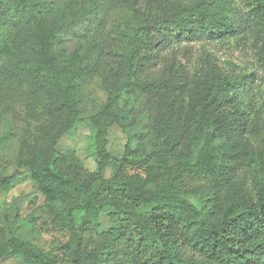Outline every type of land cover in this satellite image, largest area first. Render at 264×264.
I'll use <instances>...</instances> for the list:
<instances>
[{
	"label": "trees",
	"instance_id": "16d2710c",
	"mask_svg": "<svg viewBox=\"0 0 264 264\" xmlns=\"http://www.w3.org/2000/svg\"><path fill=\"white\" fill-rule=\"evenodd\" d=\"M250 11L262 17L264 0ZM89 16L80 21L47 10L42 1L0 0V77L28 82L47 99L48 112L65 117L18 166L72 234L57 253L45 252L24 234L31 226L18 225L17 207L5 222L1 257L17 264H264V140L246 151L248 175L232 176L234 184L217 206L194 190L197 181L232 175L230 120L220 107L238 79L208 66L189 91L199 107L188 120L180 109L186 76L154 73L156 59L173 44L232 38L227 20L202 3L170 4L150 22L130 19L112 28L121 75L106 103L84 119L81 96L99 58L92 47L68 50L67 42L90 24ZM166 93L170 101L163 105ZM143 97L146 102H138ZM79 122L89 130L87 152L96 165L86 179L56 150ZM111 127L126 137L120 157L105 148ZM14 180L0 178V190ZM101 218L108 223L103 231Z\"/></svg>",
	"mask_w": 264,
	"mask_h": 264
},
{
	"label": "rangeland",
	"instance_id": "374dc122",
	"mask_svg": "<svg viewBox=\"0 0 264 264\" xmlns=\"http://www.w3.org/2000/svg\"><path fill=\"white\" fill-rule=\"evenodd\" d=\"M34 1H42L47 10L60 11L68 18L82 21L90 15V24L75 33L73 42H67L68 50H72L74 45L90 46L99 58L98 68L84 86L81 96L84 119L95 115L99 107L106 103L116 79L121 75L117 59L113 56L118 43L109 35L112 28H123L130 19L138 23L150 22L154 17L165 15L170 4L184 7L202 3L217 19L225 18L235 33L232 38L225 43L173 44L156 59L154 73L163 69L176 70L186 76L187 92L180 97V109L188 120L199 107V101L189 91L208 66L214 67L228 79H238V87L228 94L226 100L221 101L220 107L230 120L229 137L234 147L233 158L229 161L232 175L197 181L194 190L205 201L209 199L217 206L234 184L232 176L239 179L248 175L245 153L258 149L264 140V15L256 18L250 11L256 0ZM94 1L96 12L88 14ZM168 94L158 99L163 105L170 101ZM138 102H146V99L143 97ZM47 106L44 95L28 82L0 77V178L15 176L13 184L0 190V264H17L12 259L1 257L6 245L5 222L14 219L17 207L20 209L18 225L31 226L32 229L24 234L43 251L57 253L59 246L70 242L72 237L55 211L47 205V199L34 187L26 168L18 166L45 141L49 132L60 127L65 120L63 115L48 112ZM156 108L158 105L154 102L153 112ZM89 141L86 124L79 122L56 145L57 152L69 157L67 163L75 164L81 179L89 177L96 166L87 152ZM125 143L126 137L119 128H109L105 148L110 155L120 157ZM101 224L103 231L108 226L106 219L101 218ZM115 247L119 248V245Z\"/></svg>",
	"mask_w": 264,
	"mask_h": 264
}]
</instances>
